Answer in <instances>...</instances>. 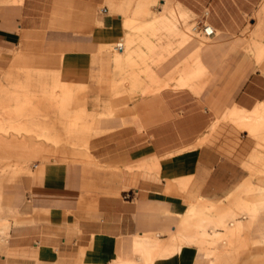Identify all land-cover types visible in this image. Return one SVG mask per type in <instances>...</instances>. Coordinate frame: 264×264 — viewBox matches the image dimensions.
<instances>
[{"label": "crops", "instance_id": "obj_1", "mask_svg": "<svg viewBox=\"0 0 264 264\" xmlns=\"http://www.w3.org/2000/svg\"><path fill=\"white\" fill-rule=\"evenodd\" d=\"M104 2L0 0V122L54 124L39 134L0 135L1 155L39 156L22 174L18 210L0 237V264H144L137 252L153 251L158 241L180 249L152 264H205L202 238L199 245L174 242L196 237L186 221L202 214L200 226L211 232L201 227L200 237H222L236 247L264 208L263 190L241 219L233 211L207 217L253 174L264 180V149L256 153V139L226 125L212 135L226 105L215 112L184 89L135 95L128 113L129 88H113L115 61L107 49L122 39L124 18L100 9ZM231 89L230 116L250 120L264 105V70L249 72ZM114 106L120 110L99 116ZM93 122L97 132L87 136L85 151L27 141L62 139L63 124ZM69 154H86L88 161L40 160ZM193 194L199 201L191 206ZM218 226L225 228L220 237ZM228 250L209 264H232L223 259ZM250 264H264V257Z\"/></svg>", "mask_w": 264, "mask_h": 264}, {"label": "rangeland", "instance_id": "obj_2", "mask_svg": "<svg viewBox=\"0 0 264 264\" xmlns=\"http://www.w3.org/2000/svg\"><path fill=\"white\" fill-rule=\"evenodd\" d=\"M107 6L124 18L123 51L116 50L114 44L107 49L115 61L111 78L113 88L121 85L129 88L123 97L128 113L131 110L128 105L133 102L135 95L145 99L157 95L163 88L184 89L215 112L219 105H226L221 116H216L211 124L212 135L226 125L232 127L238 135L248 133L256 139V153L264 149V105L262 110L251 112L252 118L248 121H236L230 116L231 88L242 82L249 72L264 70V0H105L99 4L102 10ZM203 24L212 25L215 33L204 34ZM119 93L115 92L117 96ZM119 110L118 106H114L111 112L100 111L98 114L103 117ZM94 125V122L63 124L62 139L47 137L27 141L85 151L88 148L87 136L97 132ZM47 126L41 128L38 123L0 122V135L14 133L21 136L23 131L39 134L40 130H49L54 124ZM143 126L146 128L150 124ZM206 140L205 137L201 142ZM18 141L22 142V139ZM37 158L39 156L32 155L24 160L22 155L0 154V237L6 235L9 218L18 210L22 195V174L25 168H33ZM50 158L69 163L88 161L86 154L40 156L42 162ZM263 182L262 175L253 174L250 180L233 193L235 196L228 198L227 203L211 208L207 217L233 211L241 219L244 208L260 201L255 196L264 190ZM191 198L194 199L191 206L199 201L197 194ZM200 215L186 221L187 231H195L196 237L193 240L182 239L180 243L193 242L199 245L202 238L201 253L206 255L205 264H209V259L215 258L217 253L227 249L230 250L223 259L231 258L232 264H250L264 257V208L255 222L243 229L244 241L236 247L231 243H223L220 236L225 228L222 226L217 228L221 233L220 238L213 239L212 236L213 241L210 240L207 236L211 229L205 225L200 226ZM201 227L206 229L207 236L198 235ZM146 241L145 238L143 242Z\"/></svg>", "mask_w": 264, "mask_h": 264}, {"label": "bare ground", "instance_id": "obj_3", "mask_svg": "<svg viewBox=\"0 0 264 264\" xmlns=\"http://www.w3.org/2000/svg\"><path fill=\"white\" fill-rule=\"evenodd\" d=\"M228 221L230 222L231 219H229ZM181 240H182V236H178L177 238H175L174 242L178 243ZM169 246H171L172 249L169 250V248H168ZM179 246L180 245H177V244L168 245V244H165V243L158 241V244L154 246L153 251L142 250V251H139L137 253L139 254V257H140V259H142L144 264H152L158 258L167 257V256L174 254L175 252H178L176 249ZM179 249H180V247H179Z\"/></svg>", "mask_w": 264, "mask_h": 264}, {"label": "built area", "instance_id": "obj_4", "mask_svg": "<svg viewBox=\"0 0 264 264\" xmlns=\"http://www.w3.org/2000/svg\"><path fill=\"white\" fill-rule=\"evenodd\" d=\"M103 11L106 12V11H107V8L104 7V8H103ZM202 31H203V33L206 34V35H213V34L215 33V29H214V27H213L212 25H210V24H208V25L203 24V25H202ZM114 48H115L116 50L123 51V49H124V42H123V40H122V39L118 40V41L114 44ZM133 193H134V191H132V190H131V191H128V192H125V194H124V198H125V199H131L132 196H133Z\"/></svg>", "mask_w": 264, "mask_h": 264}]
</instances>
